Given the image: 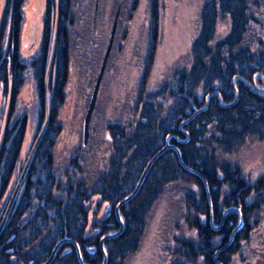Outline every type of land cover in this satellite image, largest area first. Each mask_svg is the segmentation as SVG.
<instances>
[{
	"label": "trees",
	"instance_id": "trees-1",
	"mask_svg": "<svg viewBox=\"0 0 264 264\" xmlns=\"http://www.w3.org/2000/svg\"><path fill=\"white\" fill-rule=\"evenodd\" d=\"M27 1L5 0L0 16V264H44L64 240L50 264H81L73 243L83 264H104L100 242L120 229L116 206L166 145L120 208L124 228L104 240L106 264H125L136 253L147 217L170 189L184 224L174 223L170 264H264V165L248 179L230 160L245 146L264 144V35L253 28L264 0L205 1L187 60L148 92L161 22L160 0H149L147 54L131 119L108 124L109 146L95 170L84 163L89 151L64 161L56 154L74 0H44L42 20L22 47ZM33 31L39 42L29 41ZM29 83L33 101L22 108ZM29 127L33 137L21 157Z\"/></svg>",
	"mask_w": 264,
	"mask_h": 264
},
{
	"label": "rangeland",
	"instance_id": "rangeland-1",
	"mask_svg": "<svg viewBox=\"0 0 264 264\" xmlns=\"http://www.w3.org/2000/svg\"><path fill=\"white\" fill-rule=\"evenodd\" d=\"M205 1L207 0H160V38L147 83L148 92H154L171 69L173 73L179 69L178 65L182 61L187 60L190 46L198 31L199 11ZM148 2L149 0H138L133 10L132 0H74L71 77L67 101L60 119L63 133L56 148L59 161L70 157L77 158L78 152L83 149L81 127L119 4V26L117 24L90 123L89 141L85 148V151H89L84 162L87 168L95 170L103 166L109 146L108 124L123 125L131 119L147 54ZM4 5L5 0H0V16ZM260 11L262 13L257 12V24L254 22L253 28L264 35V8ZM24 12L22 47L31 31V25L37 19L42 20L44 0H28ZM40 27L41 21L38 29ZM225 29L226 24L222 23L218 31L223 33ZM36 34V31H33L29 41L35 39L39 42ZM34 48L36 49V45ZM31 52L33 53V50L29 48L27 53ZM32 101V87L29 83L21 94L20 106L27 108ZM4 121H0V128L3 127ZM31 128L29 127L21 157L33 137ZM89 158L90 161H87ZM230 160L243 170L245 176L249 175L250 179H254L264 165V144L253 143L245 146ZM179 203L180 199L173 189L162 195L146 219L138 250L127 258L125 264H170L169 252L174 246L175 237L172 231L176 227L174 223L181 220ZM106 212L107 209H103L101 218ZM179 223L181 227L184 226L183 220Z\"/></svg>",
	"mask_w": 264,
	"mask_h": 264
},
{
	"label": "water",
	"instance_id": "water-1",
	"mask_svg": "<svg viewBox=\"0 0 264 264\" xmlns=\"http://www.w3.org/2000/svg\"><path fill=\"white\" fill-rule=\"evenodd\" d=\"M119 14H120V4H119V6L117 8V11H116V13L114 15V20H113V24H112V29H111V34H110V38H109V41H108V45L106 47V50H105V53H104V56H103V59H102V62H101V65H100V68H99V72H98L97 78L95 80V84H94V87H93V90H92V94H91V97H90V101H89V104H88V108H87V111H86V114H85V117H84V120H83V136H82L83 150H85V148H86V146L88 144V141H89V136H90V123H91L92 115H93L94 110H95V106H96V102H97V98H98V93H99V90H100V86H101V83H102V79H103V76H104V72H105V69H106V65H107V62H108V59H109V56H110V53H111V49H112V46H113V41H114L116 29H117ZM168 148H170V146L169 145H166L163 149H161L159 152H157L151 158V160L148 162L147 166L145 167V169L143 171V174H142V176H141V178H140L137 186L133 190V192L128 197H126L125 199H123L122 201H120L118 203V205L116 206V208H115V215H116L117 221L119 223L120 229L115 234L105 236L101 240V242H100V249H101V251L103 253V256H104V264H106V262H107V257H106L105 251L103 249V242H104V240L111 239V238H115V237L119 236L122 233L123 228H124V224H123V222H122V220L120 218V215H119L120 208L123 205L129 203L136 196V194L139 192V190L141 188V185H142V183H143L146 175L148 174L150 168L152 167L153 163ZM176 153L178 155V158L181 160L180 153H179L178 150H176ZM26 168H27V166H26ZM26 168H25V170H26ZM24 173H25V171H24ZM24 173H23V175H24ZM247 177L249 178V175ZM11 203H10L9 208L7 210L6 216L8 214V211H9L10 207H11ZM230 210L231 209L227 210L226 213L228 211H230ZM6 216H5V218H6ZM5 218H4V220H5ZM241 224H242V222L240 223V226H241ZM240 226L237 228V230L240 228ZM1 229H2V226L0 228V231H1ZM216 229L218 230L219 228H216ZM236 231L234 233H236ZM65 241L66 240H64L62 242H59L55 246V248H54V250H53V252L51 254L50 259L46 263H44V264H50V262L53 260V258L55 256V254L57 253L58 248ZM71 243H73V242H71ZM73 244H74V246L76 248L79 261H80L81 264H83L82 261H81L80 252H79L78 248L76 247L77 245L75 243H73Z\"/></svg>",
	"mask_w": 264,
	"mask_h": 264
}]
</instances>
